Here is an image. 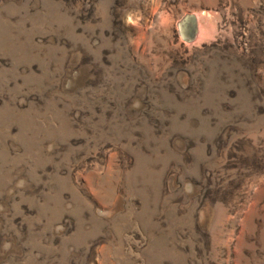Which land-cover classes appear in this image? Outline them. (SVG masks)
Listing matches in <instances>:
<instances>
[{
	"label": "rangeland",
	"instance_id": "rangeland-1",
	"mask_svg": "<svg viewBox=\"0 0 264 264\" xmlns=\"http://www.w3.org/2000/svg\"><path fill=\"white\" fill-rule=\"evenodd\" d=\"M0 264H264V0H0Z\"/></svg>",
	"mask_w": 264,
	"mask_h": 264
},
{
	"label": "bare ground",
	"instance_id": "bare-ground-1",
	"mask_svg": "<svg viewBox=\"0 0 264 264\" xmlns=\"http://www.w3.org/2000/svg\"><path fill=\"white\" fill-rule=\"evenodd\" d=\"M202 16L207 17V13H203L200 16L196 14L194 16H187L181 23H179L181 36H183L184 39L192 42L195 40H201V38H203V28L200 20Z\"/></svg>",
	"mask_w": 264,
	"mask_h": 264
}]
</instances>
